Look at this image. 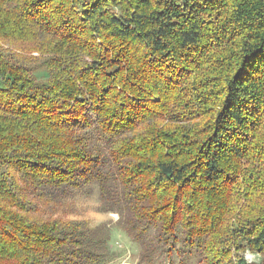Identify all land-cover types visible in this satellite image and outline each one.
I'll return each mask as SVG.
<instances>
[{
    "label": "trees",
    "instance_id": "trees-1",
    "mask_svg": "<svg viewBox=\"0 0 264 264\" xmlns=\"http://www.w3.org/2000/svg\"><path fill=\"white\" fill-rule=\"evenodd\" d=\"M94 182L139 264H264V0H0V264H106Z\"/></svg>",
    "mask_w": 264,
    "mask_h": 264
},
{
    "label": "rangeland",
    "instance_id": "rangeland-1",
    "mask_svg": "<svg viewBox=\"0 0 264 264\" xmlns=\"http://www.w3.org/2000/svg\"><path fill=\"white\" fill-rule=\"evenodd\" d=\"M100 189L97 182L83 188L75 190L74 195L63 202H58L56 214L70 221L87 222L92 227L108 225L111 230L110 251L111 257L106 264H139L140 247L129 239L125 233L117 227L116 222L119 218L117 214L101 211ZM182 249L180 244L175 245V249L168 248L164 255L156 258L155 264H199L200 256L180 255ZM256 255L246 252L245 259L250 262Z\"/></svg>",
    "mask_w": 264,
    "mask_h": 264
},
{
    "label": "built area",
    "instance_id": "built-area-1",
    "mask_svg": "<svg viewBox=\"0 0 264 264\" xmlns=\"http://www.w3.org/2000/svg\"><path fill=\"white\" fill-rule=\"evenodd\" d=\"M258 258L255 256L254 259L251 262H256ZM249 261V260H248ZM250 262V261H249Z\"/></svg>",
    "mask_w": 264,
    "mask_h": 264
}]
</instances>
